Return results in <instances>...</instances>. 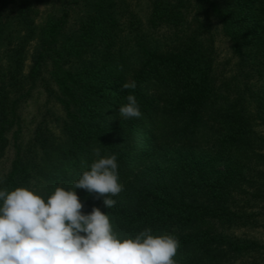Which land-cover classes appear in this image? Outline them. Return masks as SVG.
<instances>
[{
  "label": "trees",
  "instance_id": "16d2710c",
  "mask_svg": "<svg viewBox=\"0 0 264 264\" xmlns=\"http://www.w3.org/2000/svg\"><path fill=\"white\" fill-rule=\"evenodd\" d=\"M132 3L0 0V162L14 147L0 187L69 188L98 147L123 191L108 209L77 189L83 212L175 235L177 264H264L248 233L264 237V0H151L147 20ZM213 17L231 43L221 69ZM38 87L64 114L48 109L24 140ZM129 94L142 116L123 120Z\"/></svg>",
  "mask_w": 264,
  "mask_h": 264
},
{
  "label": "clouds",
  "instance_id": "9594fccd",
  "mask_svg": "<svg viewBox=\"0 0 264 264\" xmlns=\"http://www.w3.org/2000/svg\"><path fill=\"white\" fill-rule=\"evenodd\" d=\"M124 89H135L125 82ZM119 106L123 120L142 116L135 94ZM96 159L71 187L57 186L45 196L40 186L0 187V264H177L178 238L154 235L148 226L132 236L114 230L108 212L82 211L77 189H85L112 208L123 191L115 154ZM2 182V178H0Z\"/></svg>",
  "mask_w": 264,
  "mask_h": 264
},
{
  "label": "rangeland",
  "instance_id": "374dc122",
  "mask_svg": "<svg viewBox=\"0 0 264 264\" xmlns=\"http://www.w3.org/2000/svg\"><path fill=\"white\" fill-rule=\"evenodd\" d=\"M56 1V0H53ZM55 3V2H54ZM133 8L139 12L143 19L148 18L150 13L151 0H133ZM47 6L40 5L42 12ZM167 32V29L162 30ZM213 44L216 47L217 53V67L219 69L227 67V62L231 60L232 51L231 43L227 37L224 36L221 30V24L216 18H212V26L210 32ZM51 109L55 114L62 116L64 113L61 106L53 99H49L47 93L38 87L33 95L26 101L21 109V113L24 119L23 122V138L28 140L37 125V123L47 114V110ZM14 158V147L11 144L0 162V176L6 174L11 166ZM252 236H257L260 240L264 241V237L257 230L249 231Z\"/></svg>",
  "mask_w": 264,
  "mask_h": 264
}]
</instances>
